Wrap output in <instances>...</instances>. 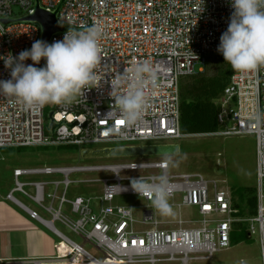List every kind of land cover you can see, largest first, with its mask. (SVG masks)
Returning <instances> with one entry per match:
<instances>
[{
	"label": "built area",
	"instance_id": "built-area-1",
	"mask_svg": "<svg viewBox=\"0 0 264 264\" xmlns=\"http://www.w3.org/2000/svg\"><path fill=\"white\" fill-rule=\"evenodd\" d=\"M38 1L43 10L53 12L62 0ZM14 6L25 12L21 17L32 15L35 0H0V80L12 78L5 58L31 49L41 35L35 22H1L15 19ZM233 11L230 0H65L57 15L64 30L55 33L49 43L63 40L69 30L81 32L101 25L105 35L97 85L65 105L27 108L13 97L0 95V149L72 146L82 151L111 147L102 146L107 144H175L168 141L254 135L256 214L239 216L231 190L222 186L224 181L208 179L200 173L174 174L170 168L168 176L174 193L169 203L179 211L177 218H159L145 197L141 198L148 205L141 221L134 218V207L114 204L118 196L138 195L131 189L129 178L151 181L161 174L166 160L135 157L139 160L17 168L7 200L49 229L58 241L50 258L9 260L3 264H189L229 249L236 223H246L250 237L258 236L264 264V67L247 74L234 71L231 75L217 100V131L188 135L181 131L180 81L203 72L212 57L223 56L217 48ZM145 60L154 68L157 84L145 89L151 103L143 120L129 127L115 97L127 91L128 83L121 75ZM45 64L42 60L34 66ZM52 121L57 124L53 133L49 127ZM36 177L41 179L32 180ZM75 184L97 187L99 191L68 200L67 192ZM15 193L22 194L51 219L46 220L36 208L18 200ZM186 208L196 209L197 215H181ZM57 221L82 243L61 233L55 226ZM87 245L101 258L89 253Z\"/></svg>",
	"mask_w": 264,
	"mask_h": 264
},
{
	"label": "clouds",
	"instance_id": "clouds-1",
	"mask_svg": "<svg viewBox=\"0 0 264 264\" xmlns=\"http://www.w3.org/2000/svg\"><path fill=\"white\" fill-rule=\"evenodd\" d=\"M230 3L234 11L217 51L234 71L255 72L264 67V0H230ZM104 35L101 25L81 32L69 30L63 40L52 43L36 40L31 49L21 51L18 56L9 55L5 66L11 70L12 78L0 80V95L13 97L27 108L72 103L97 85ZM29 59L33 64L25 63ZM42 60L46 61L45 66H34ZM121 79L127 81L128 87L124 94L115 97V103L123 121L133 127L143 120L150 107L145 89L148 85L156 86V73L145 60L127 69ZM178 166V161L169 159L162 163L161 174L151 181L129 178L131 189L150 200L153 209L165 217L176 215L169 203L174 189L168 169Z\"/></svg>",
	"mask_w": 264,
	"mask_h": 264
},
{
	"label": "rangeland",
	"instance_id": "rangeland-1",
	"mask_svg": "<svg viewBox=\"0 0 264 264\" xmlns=\"http://www.w3.org/2000/svg\"><path fill=\"white\" fill-rule=\"evenodd\" d=\"M25 12L19 7H13V17L19 18ZM208 64L207 71L213 74L214 70ZM206 69V68H205ZM204 69V70H205ZM178 144L180 153L164 157H147L146 160H172L178 161L179 166L170 167V172L174 174L200 173L208 179L224 181L222 186L230 189L231 192L242 187H257V158H256V137L254 135L244 136H198L187 137L178 140L168 141ZM122 144H107L102 146H121ZM139 160L135 157L121 158H99L84 160L81 158V151L76 147H18L10 149H0V188L8 193L14 187L13 172L17 168H38L46 166H77V165H98L114 162H132ZM40 177L32 180H40ZM6 189V190H5ZM98 192L97 187L89 185H71L67 192V199L74 200L77 197L92 196V192ZM14 196L26 205L36 208L46 219L51 216L44 210L37 208L26 197L20 193ZM115 205L134 207V218L142 220L143 211L147 208V202L138 195H122L114 200ZM64 208V213L67 214ZM176 215L179 211L174 209ZM159 218H163L158 211ZM181 215H197V210L186 208L181 211ZM56 228L68 238L77 243H82V239L68 230L60 222H55ZM142 226L138 225L140 229ZM55 241H58L55 239ZM86 250L97 258H101L98 251L87 245ZM64 252V251H63ZM55 253L52 254L54 256ZM189 264H262L261 248L257 235L251 237L250 242H241L235 245L233 242L229 249L215 253L210 259H195Z\"/></svg>",
	"mask_w": 264,
	"mask_h": 264
},
{
	"label": "trees",
	"instance_id": "trees-1",
	"mask_svg": "<svg viewBox=\"0 0 264 264\" xmlns=\"http://www.w3.org/2000/svg\"><path fill=\"white\" fill-rule=\"evenodd\" d=\"M212 60L213 74L207 71ZM203 72H197L180 81L181 98V131L183 134H203L215 132L220 128L217 122L219 106L217 100L228 85L234 73L231 65L223 56L212 57ZM10 149V148H4ZM234 206L239 216L251 217L256 214V190L242 187L232 191ZM232 234V242H250L251 237L246 223H236Z\"/></svg>",
	"mask_w": 264,
	"mask_h": 264
},
{
	"label": "crops",
	"instance_id": "crops-1",
	"mask_svg": "<svg viewBox=\"0 0 264 264\" xmlns=\"http://www.w3.org/2000/svg\"><path fill=\"white\" fill-rule=\"evenodd\" d=\"M8 193L0 188V264L9 260L52 257L58 238L17 204L7 200Z\"/></svg>",
	"mask_w": 264,
	"mask_h": 264
},
{
	"label": "water",
	"instance_id": "water-1",
	"mask_svg": "<svg viewBox=\"0 0 264 264\" xmlns=\"http://www.w3.org/2000/svg\"><path fill=\"white\" fill-rule=\"evenodd\" d=\"M65 0H62L55 11L47 12L39 6V1L35 0V12L32 15L15 19H2L5 25L13 22L30 21L40 26V40L50 42L51 37L64 29L58 24L57 15ZM52 113L49 117H52ZM50 130L53 133L57 127L53 121L50 124ZM180 153L178 144H158L142 146H119L100 149H85L81 151L82 159H99V158H121V157H164L177 155Z\"/></svg>",
	"mask_w": 264,
	"mask_h": 264
},
{
	"label": "snow or ice",
	"instance_id": "snow-or-ice-1",
	"mask_svg": "<svg viewBox=\"0 0 264 264\" xmlns=\"http://www.w3.org/2000/svg\"><path fill=\"white\" fill-rule=\"evenodd\" d=\"M118 123H122V121H117Z\"/></svg>",
	"mask_w": 264,
	"mask_h": 264
},
{
	"label": "bare ground",
	"instance_id": "bare-ground-1",
	"mask_svg": "<svg viewBox=\"0 0 264 264\" xmlns=\"http://www.w3.org/2000/svg\"><path fill=\"white\" fill-rule=\"evenodd\" d=\"M78 264V263H77Z\"/></svg>",
	"mask_w": 264,
	"mask_h": 264
}]
</instances>
